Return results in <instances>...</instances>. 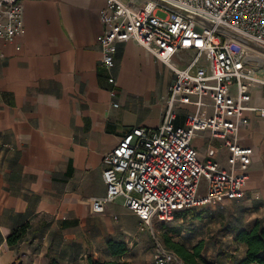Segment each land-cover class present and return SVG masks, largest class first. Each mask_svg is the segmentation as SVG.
Masks as SVG:
<instances>
[{
	"label": "crops",
	"instance_id": "1",
	"mask_svg": "<svg viewBox=\"0 0 264 264\" xmlns=\"http://www.w3.org/2000/svg\"><path fill=\"white\" fill-rule=\"evenodd\" d=\"M105 6L106 0H26L25 36L0 40V264L109 260L111 240L127 244L124 261L152 264L153 255L136 253L151 247L152 233L141 229L124 200L106 204L101 214L92 203L107 195L104 157L134 128L161 125L174 74L134 41L118 45L115 67L106 70L97 43ZM192 57L185 51L175 59ZM251 105L264 107V86L254 88ZM249 116L239 141L253 149L252 164L245 198L236 203L252 228L264 219V118ZM176 124L184 125L183 113ZM213 142L207 133L195 139L199 158L225 165L207 159L227 157ZM24 226V240L10 247L8 237ZM240 245L242 260L246 246Z\"/></svg>",
	"mask_w": 264,
	"mask_h": 264
},
{
	"label": "built area",
	"instance_id": "2",
	"mask_svg": "<svg viewBox=\"0 0 264 264\" xmlns=\"http://www.w3.org/2000/svg\"><path fill=\"white\" fill-rule=\"evenodd\" d=\"M25 1L0 0L1 41L25 36ZM99 18L106 70L115 67L118 45L134 41L169 66L174 82L161 125L134 128L104 157L107 195L93 201V212L123 199L141 229L153 231L180 212L243 200L253 149L240 144L239 131L249 114L264 118V107L251 105L254 88L264 86V0H106ZM185 51L193 57L178 68L174 60ZM202 133L220 141L225 165L199 158L194 141ZM152 264L187 263L161 250Z\"/></svg>",
	"mask_w": 264,
	"mask_h": 264
},
{
	"label": "rangeland",
	"instance_id": "3",
	"mask_svg": "<svg viewBox=\"0 0 264 264\" xmlns=\"http://www.w3.org/2000/svg\"><path fill=\"white\" fill-rule=\"evenodd\" d=\"M178 65H185V62L174 60ZM261 76L263 79L264 66H262ZM197 145L201 144V139H198ZM220 141L213 142L212 145L219 146ZM209 146V144H207ZM206 149L201 150L202 153ZM207 159L221 158L226 161L225 153L220 156H212L207 154ZM185 219L175 220L171 223L163 224L155 222L153 225L151 247H146L144 250L136 251L138 258L154 257L161 250H169L163 240V235L170 233L171 228H183L184 232L180 237L174 236L176 242L184 244L187 248L192 249L200 242L204 243V248L198 264H235L243 257V248L235 242V229L247 227L249 228L252 222L250 221L249 213L244 210L242 205L236 202L223 203L216 207H204L196 210L188 211ZM135 256H131L133 262ZM151 260V259H150ZM153 260V258H152ZM151 260V262H152Z\"/></svg>",
	"mask_w": 264,
	"mask_h": 264
},
{
	"label": "trees",
	"instance_id": "4",
	"mask_svg": "<svg viewBox=\"0 0 264 264\" xmlns=\"http://www.w3.org/2000/svg\"><path fill=\"white\" fill-rule=\"evenodd\" d=\"M191 211V210H188ZM188 211L177 214V220L186 218ZM26 228L24 226L15 230L7 239L10 247L19 245L25 238ZM235 242L246 246V253L242 260H238L235 264H264V219L256 220L252 228L235 229ZM184 232L183 228H171L170 233L163 235L166 247L176 253L187 264H198L204 243L200 242L192 249L187 248L184 244L174 241L173 237H180ZM107 252L111 259L106 260L101 257L90 255L88 264H130L122 258L128 252V246L125 242H117L111 240L107 243ZM49 264H59L56 260H51Z\"/></svg>",
	"mask_w": 264,
	"mask_h": 264
},
{
	"label": "water",
	"instance_id": "5",
	"mask_svg": "<svg viewBox=\"0 0 264 264\" xmlns=\"http://www.w3.org/2000/svg\"><path fill=\"white\" fill-rule=\"evenodd\" d=\"M196 20L203 21V22L205 21L204 19H202L201 17H198V16L196 17Z\"/></svg>",
	"mask_w": 264,
	"mask_h": 264
}]
</instances>
